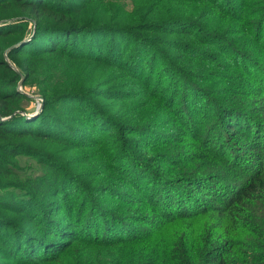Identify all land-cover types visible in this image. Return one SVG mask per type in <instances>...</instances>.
Wrapping results in <instances>:
<instances>
[{"label":"trees","instance_id":"16d2710c","mask_svg":"<svg viewBox=\"0 0 264 264\" xmlns=\"http://www.w3.org/2000/svg\"><path fill=\"white\" fill-rule=\"evenodd\" d=\"M147 1L0 0V264H264V0Z\"/></svg>","mask_w":264,"mask_h":264},{"label":"rangeland","instance_id":"374dc122","mask_svg":"<svg viewBox=\"0 0 264 264\" xmlns=\"http://www.w3.org/2000/svg\"><path fill=\"white\" fill-rule=\"evenodd\" d=\"M65 1H68V0H65ZM70 1H75V0H70ZM167 0H165V1H162V0H148L147 2H146V4H145V8H147V7H150V8H154V7H156V6H159V8H161L162 6H167L168 4H167ZM130 5V4H129ZM142 8V7H141ZM159 8H158V10H159ZM33 100H34V97H36V92H34V91H29L28 93H27ZM37 106V105H36ZM257 107L258 108H262V109H264V101L263 100H260V103H257ZM35 110H36V107H35V102L34 101H32L31 103H30V105L28 106V111H29V115L30 116H32L34 113H36L35 112ZM39 113V112H38ZM206 120V119H205ZM208 120V119H207ZM217 123H218V118L216 117V116H214V115H212L211 117H210V120L209 121H207V124L204 126V127H208V128H210V127H215L216 125H217ZM176 129V128H175ZM174 129V130H175ZM212 132H214V130L212 129ZM173 133H176V131H173ZM238 138V137H237ZM237 138H235V139H237ZM235 139H233L234 141H235ZM238 142V141H237ZM236 142V143H237ZM238 144V143H237ZM170 147L171 146H169V148H165V149H170ZM174 148L176 149V150H180V149H182V145H180L179 143L178 144H176L175 146H174ZM145 157H147V156H149V155H144Z\"/></svg>","mask_w":264,"mask_h":264},{"label":"water","instance_id":"95a60500","mask_svg":"<svg viewBox=\"0 0 264 264\" xmlns=\"http://www.w3.org/2000/svg\"><path fill=\"white\" fill-rule=\"evenodd\" d=\"M18 90H19L20 92L22 91V90H21V82H20L19 85H18ZM39 110H40V109H39ZM38 112H39V111H37L36 113H34L32 116L29 115V117H33V116L37 115ZM3 120H4V119H3Z\"/></svg>","mask_w":264,"mask_h":264},{"label":"built area","instance_id":"2783aa9c","mask_svg":"<svg viewBox=\"0 0 264 264\" xmlns=\"http://www.w3.org/2000/svg\"><path fill=\"white\" fill-rule=\"evenodd\" d=\"M41 100V99H40Z\"/></svg>","mask_w":264,"mask_h":264}]
</instances>
